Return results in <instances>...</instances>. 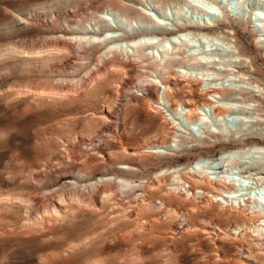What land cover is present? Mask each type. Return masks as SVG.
Segmentation results:
<instances>
[{
    "label": "rangeland",
    "instance_id": "obj_1",
    "mask_svg": "<svg viewBox=\"0 0 264 264\" xmlns=\"http://www.w3.org/2000/svg\"><path fill=\"white\" fill-rule=\"evenodd\" d=\"M154 1L0 0V264H264V220L225 219L208 199L191 198L183 182L197 159L213 165L224 152L236 151L233 165L210 176H242L243 191L264 199V0H193L204 14L184 6L178 15L170 4L161 16ZM129 5L170 23L179 18L182 26L224 16L223 24L209 27L208 39L178 33L167 44L189 39L186 50L203 60H232L228 77L202 75L197 64L174 65L166 71L185 74H165L170 83L182 79L171 91L174 106L157 103L153 90L147 94L139 77L126 74L130 64L142 74V66L153 62L147 50L139 59L116 50L100 57L106 46L86 40L93 28L104 36L111 27L133 32L125 40L164 37L150 23L154 30L137 29L139 15ZM190 27L195 33L208 29ZM241 46L245 53L238 52ZM148 74L163 96L156 71ZM202 76L204 84L197 80ZM205 83L231 89L211 98ZM131 92L139 98L122 101L121 118H108L113 131L102 130L100 114ZM187 97L196 105L233 108L221 107L218 114L206 108L215 125L200 133L196 114L184 120ZM222 114L230 116L218 119ZM198 205L208 210L187 213ZM180 212L191 224L182 235L173 232ZM211 220L221 224L210 226ZM237 226L245 229L237 234Z\"/></svg>",
    "mask_w": 264,
    "mask_h": 264
},
{
    "label": "bare ground",
    "instance_id": "obj_2",
    "mask_svg": "<svg viewBox=\"0 0 264 264\" xmlns=\"http://www.w3.org/2000/svg\"><path fill=\"white\" fill-rule=\"evenodd\" d=\"M167 1L169 2V4H167ZM152 3L153 4L151 7H152V9L155 10V13H157L158 16L166 15L165 10L167 9V7L170 6V4L172 7L175 8L174 10L178 13V15L181 14V12L183 10H185L184 6L191 7L200 13L203 11H206V10L200 8L196 4V2H194L193 0H158V1H154ZM161 3H163L164 5L161 6ZM107 4L112 5L113 3H107ZM122 5H126V4L123 3V4H120L119 6L121 7ZM130 5H132V4H130ZM130 5H129V7L126 6V8L132 9V10H134L136 8L135 12L139 15L138 19H134V20H137V22H138L137 23V27H138L137 29L154 30V28H159V30H163L166 33L165 35H163L164 37L159 39L155 35H142V36H139V37L134 38L132 40H125V38L132 35L133 32L131 34H126V32L124 33V31L120 27H118L116 30H114L111 27V28L107 29V31H109L111 33L110 34L106 33L105 35L103 34L104 36H102V33H100L99 29L93 28V30L91 31L92 34L86 36V40L88 42H92L96 45H105L106 46V48L103 50L102 55L100 57H105L111 51L116 50L117 52H123L126 56L129 55V57H131V58L139 59L140 57H142L140 54V51L147 50L148 53L153 58V62H151V64H146V65L142 66V70H143L142 74H140L136 69H134V66H132L130 64V66H128V68L126 70V74H127L128 79H132L133 77H139V79L138 80L136 79V81H137L139 86H140V84H141V86H145V90H146L147 94H152L151 91L153 90L156 94L157 103H163V101L165 100L168 103V106L171 107V109H172V106H174L175 101H174V99H172L171 91H172L173 87H175L177 89V88H180V86H182L181 81H180L182 79H179V80L173 79L172 83H170V82H168L170 80V78L168 76H166L165 74H166V72H168V75H170V76H173L174 74H177L179 76H185V74H179L180 71L178 72L177 70H174V69H172L171 71H166V69L172 68L174 65L178 66V67L179 66L180 67H184V66L190 67V65H192V64H197L198 65L197 68L199 70H201L202 75H204V74L207 75V73H210L214 76V80H219L221 78L228 77V75L230 74L229 69L231 68V67L229 68V66L234 65V64H231L233 62L232 60L226 61L227 64L224 62L225 60L222 58H218V60H215V59L210 60L209 59V61L203 60L202 57H204V56H202L201 54L198 55V54L194 53L193 51H191V49H190L191 52L186 50V47L188 46V40H189L187 38H186L187 41H185V40L184 41H182V40L177 41V43H175L173 46H169L167 44L168 42L172 41V40H170V38H172V37L175 38L178 33H181L183 35L185 33H191L197 38H198V36L200 38L201 37H205V38L211 37L213 35V33H212L213 31L209 27L215 28V27H218L219 24L220 25L223 24L224 20H225L224 16H223L224 19L221 20L220 22H218L219 20H214V21L213 20H211V21L207 20L205 22L203 21L202 26H200L198 24V22L188 23L189 26H185V25L182 26V24L179 21V18H177L175 23H170L169 21H163V20L157 19L149 11L144 10L140 6L136 5V7L133 8ZM123 7H125V6H123ZM203 14H204V12H203ZM119 15L127 23L131 24L130 23L131 21H127L125 19V16L121 15L120 13H119ZM101 21H102V19H101ZM260 21H262L261 25L264 27V18H261ZM147 23H150L151 25H153L154 28L153 29L149 28L150 24H147ZM190 26H194L193 28L196 27V28H208V29H206V31H204V32L200 31V32L195 33L192 31ZM133 28H135V26ZM174 29H176L178 31H173ZM107 31H105V32H107ZM167 31H170L169 32L170 34H167ZM233 37H235L236 41L239 42L236 33H234ZM157 40H160V41H157ZM174 42H175V40H174ZM263 42H264V40H263ZM213 48H214V50H217L215 47H213ZM207 49H210V48H207ZM204 52L207 53L208 51H206V49H204ZM235 52L237 54L236 50H235ZM238 52L245 53L246 50L242 47V49ZM241 55L244 56V54H241ZM172 56L175 57L176 59H172ZM214 56L216 57V55H214ZM205 57H207V56H205ZM142 61H144V60H142ZM244 62L245 61L242 60L240 63H244ZM154 63L156 64V66H152ZM149 67H150V70L147 71L146 69ZM156 68H157V70H156ZM225 70H227V73L224 75L223 71H225ZM155 71L157 74H155V76H153V77L158 78L160 83L164 85L163 96L159 95V91H158V89H156L157 88L156 84L154 82L150 81L149 79H147L148 75H150L148 73L149 72L153 73ZM231 74H234V73H231ZM151 76H152V74H151ZM197 80H199L202 84H204L205 79L203 78V76L201 78L200 77L197 78ZM125 84L126 83H124V85ZM205 84L206 85H204V89L206 90V92L208 93V95L211 98H214V97H216L215 95H219L222 92H225L226 88L231 89L230 87L217 86V85L212 84V83H205ZM142 97H144V96H142ZM137 98H139L138 94L131 92L126 98H124V99L119 98L118 102L115 103V106L113 109H112V106L109 105L108 110H107L108 113L107 114H100V116H99L100 118H102L105 121V122H103L104 125L102 127V130L113 131L112 129H113L114 124H112L108 118H111L112 115H116L117 119L119 120L121 118L122 110H120V108L118 106H121L123 104L122 101L126 100V102H128V104H129V102H131ZM143 99L144 98H142V100ZM190 100L191 99L187 97L182 102L183 108L185 110V112H183L184 120H186V122H188L189 121L188 119H190V115L192 113L196 114L197 117H196L195 121L200 126V133H202V129L206 124L209 123L211 125H215V122H213V121L209 122L210 120H208L205 117L206 116V108H210V110H212V113H215V114L217 113V111L220 112L221 107L225 111L227 109L233 108V106H231V105H225V106L221 105V107H219V105H217V106L212 105L211 106L210 104H206V103H202V104L200 103V104L196 105V103H192V102H190ZM153 108H154L155 112H159L161 114V117L165 118V120L168 121L167 118L165 117V115L163 114L162 110L158 106V104L157 105L155 104V106ZM216 109H217V111H216ZM234 113L235 112H231L230 114H234ZM230 114H222V116H220V117H219V115H217V116L219 117L218 119H221V117L224 118V115H226V117H227V116H230ZM215 128L217 131H221V129H222V128H220V126L215 127ZM227 128H229V126L224 125V129H227ZM228 131L231 132L232 130H228ZM188 134L191 136L190 132ZM173 141H176V139H174ZM169 146H171V145H169ZM154 149L155 148H153L151 150V152H156ZM236 154H237L236 151L228 150V151L223 153V156L221 155L222 158L219 159L220 161H218L217 163H215L213 165L203 163L204 159H202V158L197 159V161H195V164H194L195 166L191 165L189 167L190 170H188V172H187L188 179L186 181L183 180V182L187 183V187H188L189 192H190L189 196H191V198L196 197V198L200 199V197H204V198L208 199L207 202H209L208 203L209 208L216 210L217 213L224 216L225 219L240 218L241 216H245V218L257 217V218H260L261 220H264V205H262L264 202V199L261 195L260 196L256 195L254 197L253 195L250 196L251 193H250V195H248V193H245V191H243V189H245V188L242 187V184H241L242 182L240 180V177H242V176H239V177L237 176L238 178H234L231 176L232 172H231V174H229L230 172H227V175H225V176L222 174L218 175V173H220V172H215V173H217V175L215 177L210 176V173H213V172H211V170L213 171L216 168H218V170H221V168H223V166L226 169V167L233 165L236 162V160H235ZM122 166L128 167V166H124V165H122ZM181 192L183 194H186L187 191H185L181 188ZM257 193L260 194L259 192H257ZM207 196H209V198H207ZM213 205L215 207H212ZM207 208H203L202 206L198 205L195 208H193V207L187 208V213L188 212L191 213L193 210L207 211L208 210ZM180 216L182 217V219H181L182 222H179V224L175 225V228H173L174 229L173 232H178V233H180V235H182V233H184L183 230L185 228H187V230H188L191 224L187 223L189 221V219H185L183 213H181ZM208 224H210V226H216L217 227L218 224H221V222H216L214 220H211L208 222ZM263 226H264V224H263ZM236 229H238L237 234H239L243 229H245V226L244 227L243 226H237ZM262 229H263V227H258V230L262 231ZM201 232L202 233H206V232L209 233L210 230H208L206 228H202ZM234 233H236V231ZM216 237L220 238L217 235H216ZM241 262L244 264H249L245 260H242Z\"/></svg>",
    "mask_w": 264,
    "mask_h": 264
}]
</instances>
